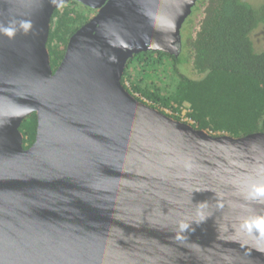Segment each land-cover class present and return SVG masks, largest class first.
<instances>
[{"label":"water","instance_id":"95a60500","mask_svg":"<svg viewBox=\"0 0 264 264\" xmlns=\"http://www.w3.org/2000/svg\"><path fill=\"white\" fill-rule=\"evenodd\" d=\"M72 2L96 13L54 72ZM196 2L0 0V264H264V133L212 135L122 84L135 55L180 57Z\"/></svg>","mask_w":264,"mask_h":264},{"label":"trees","instance_id":"16d2710c","mask_svg":"<svg viewBox=\"0 0 264 264\" xmlns=\"http://www.w3.org/2000/svg\"><path fill=\"white\" fill-rule=\"evenodd\" d=\"M95 13L77 2L56 10L48 42L54 72L71 37ZM260 25H264V2L255 9L244 0H211L200 30L192 40L190 64L199 78L184 74L183 56L147 52L135 55L128 62L122 84L151 107L172 111L175 120L181 121L180 115L187 110L192 126L212 135L243 138L264 133V51L255 53L251 40ZM160 71L171 74L175 86L163 89L143 80ZM20 131L24 148L29 149L36 139L35 114L23 122Z\"/></svg>","mask_w":264,"mask_h":264},{"label":"rangeland","instance_id":"374dc122","mask_svg":"<svg viewBox=\"0 0 264 264\" xmlns=\"http://www.w3.org/2000/svg\"><path fill=\"white\" fill-rule=\"evenodd\" d=\"M244 1L249 3L255 9L259 8L262 5V3L264 2V0H244ZM94 15L95 14H93L92 17ZM185 28H186V26L183 27L182 28L183 30L181 31L182 38L184 37V35L186 33ZM251 40L253 42V48H254L255 53H257V54L262 53L264 51V25H260L256 28V30L251 35ZM191 52H192V49L189 46L186 49L185 54L181 55L186 60V65H185V67L183 66L182 69L184 71V74H186L187 76H189L191 78L197 79L200 77V75H198L194 72V70L190 64V61L192 59ZM169 65H170V63H169ZM143 80L147 81L148 84L149 83L157 84L158 86L162 87L163 89L164 88L166 89L169 87L172 88L173 86H175V81L172 80L171 74L169 75V74L163 73L162 71H160V73L155 75V76H152V75L149 76L148 75V77H145ZM145 81H144V83H145ZM127 87L129 89H131L129 83H127ZM135 96L138 99H140L142 102H144L145 104L151 106L150 103H148L146 100H143L139 95H135ZM160 111L164 112L166 115H168L170 117L173 115V112L170 110L161 109ZM187 112H188L187 110H184L182 115H180L181 122L189 124V125H193L194 123L191 120H189L186 116Z\"/></svg>","mask_w":264,"mask_h":264},{"label":"flooded vegetation","instance_id":"af4514ba","mask_svg":"<svg viewBox=\"0 0 264 264\" xmlns=\"http://www.w3.org/2000/svg\"><path fill=\"white\" fill-rule=\"evenodd\" d=\"M210 1L211 0H197L196 5L193 8L192 14L184 23L183 27L186 26V33L182 38L183 47L181 55L185 54L186 49L189 46L192 49V40L195 39L198 30H200L201 24L203 23V20L205 18L206 10L210 6Z\"/></svg>","mask_w":264,"mask_h":264},{"label":"clouds","instance_id":"9594fccd","mask_svg":"<svg viewBox=\"0 0 264 264\" xmlns=\"http://www.w3.org/2000/svg\"><path fill=\"white\" fill-rule=\"evenodd\" d=\"M258 191L264 192V189H258Z\"/></svg>","mask_w":264,"mask_h":264}]
</instances>
